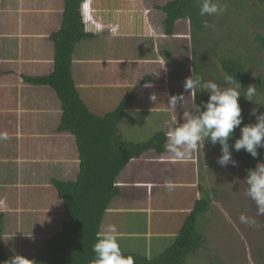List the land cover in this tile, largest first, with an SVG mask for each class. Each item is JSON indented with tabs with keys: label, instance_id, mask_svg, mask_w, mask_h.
<instances>
[{
	"label": "rangeland",
	"instance_id": "rangeland-1",
	"mask_svg": "<svg viewBox=\"0 0 264 264\" xmlns=\"http://www.w3.org/2000/svg\"><path fill=\"white\" fill-rule=\"evenodd\" d=\"M87 1L84 15L89 22L86 30L98 34L108 29L105 35L84 41L87 48L80 54L78 48L73 60L76 86L92 112L101 115L113 111L135 86L134 82L146 76L155 80V85L149 84L136 96L119 126V135L127 142L147 141L156 132L171 130L185 122L184 113L195 108L194 97H189L190 91L186 92L184 88L185 80L193 75L195 62L202 67L203 74L199 78L222 86L228 77L221 66L223 58L244 60L254 78H264V48L255 41L256 34L264 36V0H212L222 7L226 6V11L222 15L206 16L210 26L204 31L195 28L188 20L178 22L176 35L172 38L164 35L163 15L154 8L171 0ZM63 4V0H31L27 5L31 14L21 26L36 40L33 59L28 58L30 63L35 60L34 68L39 70L38 76L49 72V68L43 70L38 65L39 59L44 56L42 41L59 27ZM5 13L2 11L1 14ZM98 14L107 23L99 19ZM11 16L13 18L8 23L15 24L16 17L14 14ZM116 16H119V26L114 22ZM142 21L145 24L143 39L146 37L147 41L144 46L153 49V55L147 52V57L155 58L157 53V67L152 61L138 62L141 53H132L130 49L142 38ZM114 23L115 28L110 25ZM11 28L2 29V37L7 36L6 32ZM52 52L55 53V50ZM7 67H3L4 70ZM28 93H43L45 97L51 96L57 101L56 95L47 87L29 85ZM153 95L157 97L156 101L151 99ZM180 95L186 97L182 106L170 111L168 101ZM244 98L246 102L241 109L243 122L240 127L257 122L256 116L251 114L253 109L257 110V116L264 113V95L249 97L245 93ZM143 105H148L152 111ZM46 111L43 109V112ZM48 125L51 131L55 130L56 125ZM236 130L241 135L240 128ZM0 155V210L9 214L4 247L13 258L32 250L28 237L34 226L31 220L23 221L22 216L31 217L32 208L29 207L28 211L22 207L23 202L18 197L22 188H10L8 177L17 175L14 171L19 172L23 165L40 161V155L20 150L12 151V155ZM69 156H64L61 163L66 158L70 160ZM220 156L221 145L208 141L203 149L193 151L185 158H177L167 151L157 160L148 159L147 162L154 160L149 164L146 161L132 164L120 184L125 185L132 195L140 198L146 192L148 196L139 203L135 196L127 199L123 210L116 205L113 212L107 214L104 225L105 228L116 225L121 250L144 257L164 251L181 229L196 197L208 199L210 209L199 219L197 226L204 236V247L189 256L187 264H264V216L257 215L255 201L244 194L246 167L239 163L236 167L232 164L222 167L218 163ZM45 168L35 172V182L28 184V190L43 189L42 198L52 209L56 195L47 181L61 171L54 165ZM164 173L176 179L174 184L158 186L151 183L147 186L148 182L155 181ZM27 183L28 180L25 181ZM138 190L142 194H138ZM241 215L248 218L247 223L241 222Z\"/></svg>",
	"mask_w": 264,
	"mask_h": 264
},
{
	"label": "trees",
	"instance_id": "trees-1",
	"mask_svg": "<svg viewBox=\"0 0 264 264\" xmlns=\"http://www.w3.org/2000/svg\"><path fill=\"white\" fill-rule=\"evenodd\" d=\"M63 1L60 28L49 35L55 50L52 72L42 77L23 75L21 79L26 84L47 87L54 92L61 112L57 134L68 136L74 151H68L71 159L65 165H59L62 158L58 151L53 163L48 164L59 165L61 171L47 181L56 195L52 209L47 207L42 198L43 189L28 190L25 182L18 178L16 185L22 188L23 195H18L23 202L22 207L28 211L29 207L32 208L31 217L24 215L23 221L31 220L34 226L28 237L32 250L22 256L35 264H92L97 232L101 225H105L113 202L128 198V193L119 185L122 174L132 162L146 154L165 155L167 138L163 130L141 143L127 142L119 135V126L130 105L141 89L153 81L150 76H146L140 85H135L113 111L97 115L90 110L73 77L77 46L94 37L93 33L86 31L82 18L81 7L86 0ZM154 8L163 15L162 25L166 37H174L178 22L183 20L204 31L206 16L200 15L198 0H171ZM255 41L264 48L263 35L256 34ZM221 66L228 77L242 86L239 99L241 109L246 102L244 94L249 86H255L253 96L264 95V78H254L244 60L223 58ZM193 73L196 77L203 74L200 63L193 64ZM207 100L206 91L198 88L194 96L195 106ZM238 134L235 129L230 146L240 138ZM230 151L233 160L246 167L247 175L258 162H264V148L258 149L257 158L244 150L236 152L233 147H230ZM209 205L208 199H196L174 240L161 253L152 257L122 253L131 256L134 264H187V258L204 247V236L197 226L199 219L209 211ZM8 219L9 214L0 210V264H12L13 259L4 247Z\"/></svg>",
	"mask_w": 264,
	"mask_h": 264
},
{
	"label": "crops",
	"instance_id": "crops-1",
	"mask_svg": "<svg viewBox=\"0 0 264 264\" xmlns=\"http://www.w3.org/2000/svg\"><path fill=\"white\" fill-rule=\"evenodd\" d=\"M30 3L31 0H0V60L2 61V63L0 64V81L2 83L0 85V153L12 155V151L20 150L30 151L33 155L35 153H38L40 155V161H34L28 165L25 164V166L23 165V167L19 169V172L18 170L14 171L17 175H13V177L11 175L8 177L10 179V182L14 181V184H11L10 188L20 186L19 184L16 185V183L19 182V179H21V181L23 182L28 180V183L25 185L27 187L31 181L35 182V172H40L42 171V169L44 170L45 167H51L48 164L53 163V159L56 158L57 151L59 152L60 159H63L64 156L68 157L69 152L74 151L73 149H71L72 141L69 140V137L66 135L57 134L56 131L61 115L59 107L60 104L58 102L57 97V101H55V99L51 98V96L45 97V94L43 93L29 94V84H26L21 79L23 75L29 77H42L37 75L39 73V70L34 68L35 60L30 63V59L28 58V56H30L31 59H33L32 54L36 49L34 47V42H36V40L33 38L34 36L26 32V29H24L23 31V26H21V24H24L30 17L31 13L28 7ZM2 11H5L6 13L1 14ZM62 13L59 14L60 23L62 19ZM12 14L15 15L16 18L14 19L17 20L15 24L8 23L13 18L11 16ZM96 16L99 19H102L104 23H107L103 18H101L99 14ZM114 20V22L118 23L119 26V16H116ZM115 23L110 25L115 28ZM9 26H12L13 29H9L6 32L7 36L2 37V29H8ZM58 28H60V25ZM140 28L143 31L142 38L137 43H135V45H132L130 49L132 50V53H141V59H138V62L152 61V63L156 66L157 62H159L156 61L157 53H155V58H148L147 52L153 55V49H151V46H144L145 43H147V41L145 40L146 37L143 39L145 32L144 21L140 23ZM107 30L108 29H104L99 34L93 33L94 37L99 35H105V32ZM42 42H44V46L42 47L44 56L39 59L40 62H38V65L43 70L49 68L48 74H50L54 66V53L52 52L54 50V44L50 40L49 36L46 37V39ZM83 43L84 41L80 42L79 46H77L76 52L79 48V54L80 51H84L87 48L84 46ZM26 57L27 59H25ZM51 64L52 67L50 68ZM135 65H137V63H135ZM5 66H8L7 70H4L3 67ZM139 77L141 78V76ZM79 78H81L80 74ZM11 79L12 81H10ZM141 80L143 79H139L138 82H134L135 85H138ZM154 81L155 80L153 79V81L149 84L152 83L155 85ZM149 84L145 85L143 88H146V86H148ZM15 87H18V89H16ZM132 89H134V87ZM154 93L156 92L154 91ZM143 106L148 111H152L148 105ZM43 109H46L47 111L43 112ZM52 114H54V116L57 115L56 119H54V116H52ZM48 124L56 125L55 130L51 131L50 126ZM23 146L27 147L26 150L22 149ZM150 158H156L157 160L161 158V156H158L154 153L144 155L140 160L132 162L129 167L124 171L121 178L125 176L132 164H136L139 162L141 163L145 161L147 162V160ZM62 159L60 160L59 165L63 166L68 160L66 158V160L61 163V161H63ZM149 161L153 162L154 160ZM149 161L147 162V164H149ZM1 163H3V161ZM59 165L56 166L59 168ZM163 170L164 169L160 167V171L163 172ZM121 178L119 180V185L121 188L124 189L125 192L128 193V198L119 199L117 201L115 200L112 204L109 213L113 212V209L116 205L118 208L123 210L126 207L127 199H130L133 196H135L134 199L136 198L138 203L143 202L144 198L148 196L146 192L143 193L140 198L137 195H132L131 192H128L125 189V185L120 184ZM165 178L171 179V181H167V183L166 180H164ZM175 181L176 179H173L171 174L169 175V173H164L162 174V177L157 178L155 181L148 182L147 186H149L151 183L157 184L158 186H165L169 184H174ZM180 184L184 185L182 182H180ZM141 190H138V194H142ZM194 198L196 200V197ZM195 200L193 201V204ZM189 201H191V199H189Z\"/></svg>",
	"mask_w": 264,
	"mask_h": 264
},
{
	"label": "clouds",
	"instance_id": "clouds-1",
	"mask_svg": "<svg viewBox=\"0 0 264 264\" xmlns=\"http://www.w3.org/2000/svg\"><path fill=\"white\" fill-rule=\"evenodd\" d=\"M87 2L86 0L81 7L85 26L89 22L84 15ZM198 3L201 16L222 15L226 11V6L222 7L212 0H198ZM209 26L205 20L204 27L208 28ZM184 88L186 92L190 91L189 97H194L198 88H203L209 97L207 101L199 105L196 104L191 112L184 113L185 122L165 132L167 139L164 147L169 153L177 158H185L190 156L193 151L203 149L205 143L210 141L213 145L217 143L221 145V156L218 163L222 167L229 164L234 167L238 166L232 158L230 147H233L236 152L244 150L253 158L259 156L258 149L264 148V113L257 116V110L253 109L251 114L256 116L257 122L240 127L243 122L239 104L240 90L242 89L240 82L237 83L232 77H227L225 85L222 86L211 80L203 81L193 73L185 80ZM254 91L255 86H249L246 95L250 97L254 95ZM185 98L183 95L172 97L168 105L169 110L176 111L178 106H182ZM151 99L156 101L157 97L153 95ZM237 128H240V138L230 146L229 142ZM243 184L246 185L243 189L245 196L256 203L257 215L264 216V162H258L254 169L248 171ZM240 220L244 223L248 222V218L243 215ZM92 251L95 253L92 264H134L131 256H125L122 253L119 232L114 224L107 228L104 225L100 226L97 232V242ZM12 264H35V262L16 255L12 259Z\"/></svg>",
	"mask_w": 264,
	"mask_h": 264
}]
</instances>
